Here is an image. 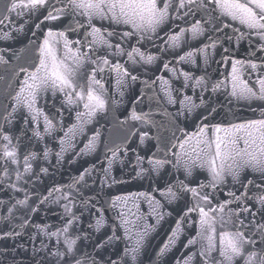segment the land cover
Wrapping results in <instances>:
<instances>
[{
    "label": "water",
    "instance_id": "1",
    "mask_svg": "<svg viewBox=\"0 0 264 264\" xmlns=\"http://www.w3.org/2000/svg\"><path fill=\"white\" fill-rule=\"evenodd\" d=\"M20 2L0 0V264H216L218 252L201 255L207 241L200 207L217 233L239 229L250 241L233 264L250 257L261 264L264 174L246 167L234 180L227 165H236L228 160L223 182H214L215 144L209 150L205 141L225 137L227 129L244 148L247 132L232 126L264 120V99L232 94L236 61L237 89L247 85L259 94L264 32L223 16L210 0H185L183 8L179 0H158L170 7L155 32L123 36L130 25L94 18L107 43H93L88 18L70 0L13 10ZM49 11L59 19H47ZM170 36L180 38L173 45ZM46 38L75 68L78 87L71 102L59 90L38 91L29 108L15 97L39 65ZM89 86L104 101L93 115L84 107ZM157 160L164 163H149Z\"/></svg>",
    "mask_w": 264,
    "mask_h": 264
},
{
    "label": "snow or ice",
    "instance_id": "2",
    "mask_svg": "<svg viewBox=\"0 0 264 264\" xmlns=\"http://www.w3.org/2000/svg\"><path fill=\"white\" fill-rule=\"evenodd\" d=\"M194 2L195 0H187L189 4ZM210 2L215 3L223 16L229 17L234 21L238 20L249 29L261 30L264 32V0H210ZM46 3L47 0H21L20 3H13L12 9L37 11L39 8L44 7ZM70 3L74 9L80 10V15L88 18L89 26L92 27V32L90 34L94 37L93 43L96 42V37H99L100 42L107 43L100 34L101 30L91 25V21L94 18L109 20L111 23L117 25H130L133 31H125L122 35L131 36L137 32H155L157 28L166 21L168 9L170 7V4L167 2L163 4V7L158 6V0H70ZM179 6L183 8L185 6V0H179ZM57 11L62 12L63 9ZM19 14L20 13H18V15ZM47 19L56 20L59 19V15H54L49 11ZM224 26L227 27L228 25L225 24ZM37 27H39V25H37ZM191 31L194 35L197 34L201 31L200 25L197 23ZM182 34L183 30L181 32V35ZM57 35L63 36L64 33L60 32ZM108 35H113V33L109 32ZM47 36L52 37L53 33L49 31ZM179 38V36L169 37L173 45ZM77 43H79V41H77ZM64 44L68 52H71L72 50L69 47V42L65 40ZM108 47H111V45L109 44ZM133 51L138 52V49H133ZM131 58L132 54L129 53V59ZM141 58L143 59L142 54ZM153 59L154 57L152 56L147 57L148 62H151ZM181 59H183V57H181ZM66 60L67 56L64 59H60L57 56L56 50L49 39L46 38L43 45L40 47L39 65L34 72L28 74V79L24 80L20 93L15 97L17 102L24 103L31 108L32 105L36 103L37 92L42 90L46 91L48 88L53 89L54 92L55 90H59L64 93L68 97L69 102H71V93L76 92L78 85L74 80L75 68L66 63ZM73 61L78 66L79 56L74 54ZM108 63L109 61L104 59V64ZM239 63L242 62L236 61L233 65L234 83L232 94L240 95L244 98L256 97L264 99V80L259 82L261 85L259 94L247 85H244V87L239 90L237 89L236 81L238 80V76L235 75L237 72L235 64ZM165 67H167V65H165ZM252 67L255 68L256 65L253 64ZM115 68L119 71L120 65H115ZM102 70L103 69H101V71ZM124 75H128L127 71L124 72ZM132 79L135 80L136 77L133 76ZM97 83H99V81H97ZM77 97L81 100L85 98L83 90L77 93ZM84 107L88 109V115H93L96 110L104 107V101L100 96L94 94L90 86L87 91V103L84 104ZM134 118L139 119V117L135 116ZM232 127L237 132L241 130L247 132L248 139L244 140V148L236 147L238 140L242 137L228 139L229 130L227 129L224 130L225 137L222 138L217 136L214 142L205 141L209 150L212 148V143L215 144V152L211 155L209 160L214 182H223L225 162L228 160L233 161L236 165L235 168H233L232 164L227 165V171L233 176L234 180H238L239 169L241 168L251 167L254 171H259L264 174V120H253L247 124L233 125ZM220 131V128H216V132ZM4 139L8 140L9 137L4 136ZM229 145H231V147H229ZM252 146H255L254 150L249 151V148ZM5 155L14 156L15 153L5 151ZM217 159L221 161L219 168L216 166ZM149 163H154L159 166L164 162L157 160L154 162L149 161ZM186 171H188L189 175L191 174L190 168L187 165ZM249 183H251V181H249ZM190 190L195 193V189ZM231 195H234V193ZM202 199L207 200L208 198L204 196ZM236 199L239 200L240 197H236ZM259 202L264 205V197L260 198ZM189 211H191V209H189ZM211 211H215V209H211ZM221 211H223V206H221ZM244 211H248V209L245 208ZM199 212L200 235L207 241V247L202 251L201 255L211 259L212 253L218 252L222 259L217 261L216 264H233L234 258L243 255L244 245L250 243V241L246 239L244 232L239 229L236 231H221L217 233L214 226L215 219L211 217L203 207L199 208ZM100 223L101 222L98 221V225ZM239 223L242 225L243 221L240 220ZM64 231H67V229H64ZM53 235L57 234L53 233ZM173 235H175V233H173ZM74 243L75 241L67 242L68 253L72 252V245ZM189 243H194V241L190 240ZM139 245L140 241L138 240L137 248ZM165 248H167V245H165ZM135 250L136 249H134V251ZM254 255L255 253L252 254V256ZM245 264H251V257L245 261ZM261 264H264V260L261 261Z\"/></svg>",
    "mask_w": 264,
    "mask_h": 264
}]
</instances>
